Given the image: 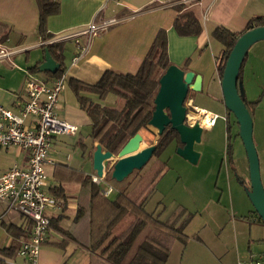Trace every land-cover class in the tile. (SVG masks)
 <instances>
[{
    "label": "crops",
    "instance_id": "crops-1",
    "mask_svg": "<svg viewBox=\"0 0 264 264\" xmlns=\"http://www.w3.org/2000/svg\"><path fill=\"white\" fill-rule=\"evenodd\" d=\"M57 1L60 4V11L48 17L46 32L48 40L44 41L38 32L39 9L36 0H0V21L11 29L7 45H0V52L3 51L6 54L0 61L11 59L21 53H26L25 61L28 63L32 61V64L23 71L22 86L18 84L16 87L9 86L7 89L0 86V106L14 112L21 110L27 100L25 86L28 73L50 83L51 73L33 72L30 68L37 64L41 65L45 61L43 46L50 41L65 45L64 64L67 86L60 96L56 113L59 118L77 125L79 131L74 136H56L49 150V162L45 166L49 177L48 192L61 203V207L48 212L50 220L57 219L59 224L51 226L48 232L41 249L40 264H107L67 235L68 231L77 234L83 230L82 227L73 225L78 210L76 198L82 188V183L75 175V171L86 177H97L93 169L95 150H91L92 122L80 107L69 81L77 80L93 85L107 70L120 74L137 72L157 33L165 29L170 62L182 68L188 61L185 71H192L202 78L200 94L211 95L217 88L222 94L221 76L217 68V59L222 46L212 38V32L217 27H223L232 33H242L250 20L264 17V0H191V2L188 0H120V4L107 0ZM177 5H184L185 11H192L199 19L203 29L200 36L181 37L177 34L174 28L178 15L175 8ZM110 19H117L118 23L94 36L87 51L77 61H74V57L79 52L78 44L84 45L86 36L57 41L65 36L81 32L92 21L100 23ZM13 65L15 66L14 63ZM242 81L248 101H259L253 120H259L260 126L263 127L260 136L264 149V41H259L250 48ZM19 90H21L20 93H18ZM196 94L190 93L186 99L185 105L188 110L192 111L193 106L216 114L196 106ZM110 96L112 95H109L107 99ZM93 98L98 100L96 96ZM114 98V101L117 100L116 96ZM221 102L223 103V96H221ZM85 127H90V130L85 131ZM211 128H204V130ZM96 145L97 143L94 144L95 147ZM28 160L27 151H20L15 147L0 148V174L14 166L27 168ZM139 173L140 171L133 178L128 177L129 179L118 182V188L104 180L101 183V190L111 186L113 192L108 198H115L119 193L133 187L132 182ZM241 183L245 184L244 181ZM58 186H61L69 197L67 201H61L53 194L52 189ZM245 206L244 210L239 208L231 198L233 249L223 251L218 244L211 246L209 251L214 264H239L240 261L256 259L263 255L264 250H260L257 244L261 242L264 246V223L255 215L257 213L252 210V207L247 206V203ZM0 226L5 229L9 238L8 243L0 248H9L16 243L18 250L21 239L31 230V223L26 217L7 212L2 203H0ZM247 228L248 235L243 230ZM185 235L188 238L177 239L172 244L166 264L174 254L179 241L180 244H185V251L188 248L204 251L206 244L203 238L198 235ZM191 244L195 246L189 247ZM194 258L196 257L191 255L190 261ZM6 262L24 264L25 260L18 257L16 252V255L6 259Z\"/></svg>",
    "mask_w": 264,
    "mask_h": 264
},
{
    "label": "trees",
    "instance_id": "trees-1",
    "mask_svg": "<svg viewBox=\"0 0 264 264\" xmlns=\"http://www.w3.org/2000/svg\"><path fill=\"white\" fill-rule=\"evenodd\" d=\"M36 2L39 9L38 32L46 41L48 40L47 19L59 13L60 4L57 0H36ZM175 8L178 12L174 22L177 34L181 37L200 36L203 29L196 15L192 11H185L184 5H177ZM258 27H264V17L250 20L242 33H232L223 27H217L212 32V38L222 46L217 59V68L221 77L238 38L243 33ZM10 35V27L0 21V45H7ZM43 50H48L53 59L60 64V69L55 74H50V77L55 79L64 75L66 70L65 45L54 42L44 45ZM247 57L248 54L242 63L238 88L240 96L253 117L259 101L250 102L245 94L242 76ZM187 63L188 61L182 69L185 70ZM171 65L173 64L168 56L167 31L161 29L137 72L120 74L107 70L93 85L77 80L69 81L80 107L92 122L90 134L92 151L96 150L94 144L97 143L102 146L103 150L117 155L141 128L148 125L155 109L154 99L160 88V78ZM39 66L37 64L31 67L30 71L38 72ZM109 95L116 96L117 100L122 102L120 108L103 104ZM93 96H96L98 100H94ZM227 114L231 113L227 111ZM227 121L229 138L232 125L228 119ZM234 123L237 124V121L234 120ZM144 136L148 140V145H151L152 142L146 132ZM174 142L182 146L178 133L168 127L159 136V142L152 158L159 159ZM226 151L227 156L232 160L234 151L231 144H228ZM163 166L162 164V168ZM162 172L163 169L154 173L140 172L133 180L131 189H126L115 198H108L101 196V184L95 183L91 176L86 177L75 171V175L82 183V188L76 198L78 210L73 225L80 226L83 230L77 234L68 231L69 238L107 264H166L174 241L188 238L184 234L188 222L173 226L160 221L158 216L145 210L144 204L154 190L155 181ZM149 177L153 183L142 188L139 183ZM52 190L61 201L65 202L69 199L61 186ZM58 224L59 220L51 219V226ZM139 238H141L140 242ZM133 248L134 252L129 257ZM16 252V243L9 248H0V264H8L6 259L13 258Z\"/></svg>",
    "mask_w": 264,
    "mask_h": 264
},
{
    "label": "rangeland",
    "instance_id": "rangeland-1",
    "mask_svg": "<svg viewBox=\"0 0 264 264\" xmlns=\"http://www.w3.org/2000/svg\"><path fill=\"white\" fill-rule=\"evenodd\" d=\"M188 2H191V0H188ZM5 55H0V60ZM25 57L26 53H21L11 59L0 61V86L7 89L9 86L23 85V71L32 64V61L29 63L25 61ZM195 96L196 106L210 110L219 116L211 129L203 130L201 142L196 143L194 146L195 151L200 154L198 163L192 164L179 156L177 154L179 146L174 142L162 153L159 159L152 158L148 165L140 171L154 173L163 169V172L155 181L154 190L144 204L145 210L154 216H159L160 221L173 226L188 222L184 229L185 234L189 236L198 235L205 240L206 246L203 248L205 252L193 250L192 248L185 251V244H180L179 241L167 264H214L209 251L211 246L218 244L223 251L233 249L231 198L239 208L244 210L247 203V206L249 205L255 211L248 196L251 189L249 163L243 142L238 135L239 127L234 123V115L227 114L225 106L221 102L222 94L218 88L211 95L207 96L198 92ZM114 99L112 95L103 104L108 107L120 108L122 102L114 101ZM193 115H197V113L188 110L189 120L187 122L191 125H194L193 122L195 121ZM227 119L232 125L229 138ZM260 125L259 120L254 121L253 138L259 155L260 171L264 185V149L260 136L263 127ZM87 130H90V127H85V131ZM153 131L154 133L144 132L147 133L149 140L152 142L151 145H157L159 142V129L154 128ZM228 144H231L234 151L232 160L229 159L226 153ZM113 163L110 162L105 181L118 188V182L111 178ZM162 164L164 168H162ZM135 174L137 172H134L130 177L133 178ZM241 181H244L245 184H242ZM149 183H153L150 177L139 183V185L141 184L144 188ZM255 215L258 216V214ZM258 218L260 219L259 216ZM246 225L249 228V223ZM248 228L247 230L243 229L247 235ZM8 240L5 229L0 226V246L6 245ZM138 241L140 242L141 238ZM262 244L261 242L257 244L260 250H264ZM194 246V244H191L189 247ZM133 252L134 248L131 250L129 257L132 256ZM191 255L196 258L190 261Z\"/></svg>",
    "mask_w": 264,
    "mask_h": 264
},
{
    "label": "built area",
    "instance_id": "built-area-1",
    "mask_svg": "<svg viewBox=\"0 0 264 264\" xmlns=\"http://www.w3.org/2000/svg\"><path fill=\"white\" fill-rule=\"evenodd\" d=\"M120 4V0H107ZM117 19L92 21L79 33L65 36L60 40H68L86 36L84 45L78 44L77 61L88 49L91 39L99 32L116 25ZM56 41H50L49 44ZM5 53L1 51V55ZM67 86V77L62 75L49 82L42 81L28 73L26 81L27 100L19 112L0 106V148L15 147L29 153L27 168L12 167L0 174V203L7 212L18 213L31 223V230L21 239L17 256L24 259V264H40V254L51 229L48 212L61 207V203L48 192L49 177L45 166L49 162V150L56 136H74L79 127L57 116L60 96ZM192 112H207L192 106ZM211 114V128L217 114ZM189 120L187 114L186 122ZM198 121H194L195 124ZM188 123V122H187ZM191 125L190 123H188ZM105 177H93V181L101 184ZM113 188L101 190L103 197H109ZM13 263V262H12ZM15 264V263H13ZM239 264H264V253L259 258L240 261Z\"/></svg>",
    "mask_w": 264,
    "mask_h": 264
},
{
    "label": "water",
    "instance_id": "water-1",
    "mask_svg": "<svg viewBox=\"0 0 264 264\" xmlns=\"http://www.w3.org/2000/svg\"><path fill=\"white\" fill-rule=\"evenodd\" d=\"M259 41H264V27L249 30L238 38L226 62L220 84L223 104L237 121L238 135L247 155L251 183L248 196L264 223V185L259 155L253 138L254 120L238 88L243 60L250 48ZM59 69L60 64L52 59L48 50H45V61L39 66V71L55 74ZM159 83L160 88L154 99L155 109L147 126L141 128L117 155L104 151L101 145H96L93 169L98 178L102 179L106 176L110 162H114L111 178L116 182H122L134 172L141 171L152 159L156 150V145L149 146L144 136V131L154 133L151 126L159 129V136L168 127L175 130L182 144L178 147L177 154L192 164L198 163L200 154L195 151L194 146L201 142L204 128L199 122L194 125L186 122L188 108L185 102L190 93L201 91L202 78L192 71L186 72L177 65H171L162 75Z\"/></svg>",
    "mask_w": 264,
    "mask_h": 264
},
{
    "label": "bare ground",
    "instance_id": "bare-ground-1",
    "mask_svg": "<svg viewBox=\"0 0 264 264\" xmlns=\"http://www.w3.org/2000/svg\"><path fill=\"white\" fill-rule=\"evenodd\" d=\"M193 120H196L200 123L202 127H208L210 125V118L211 114L209 112H203L202 114L193 115ZM152 130H154V127H152Z\"/></svg>",
    "mask_w": 264,
    "mask_h": 264
}]
</instances>
